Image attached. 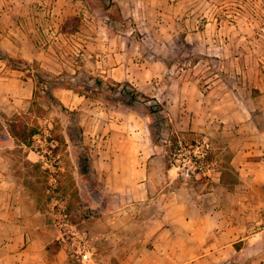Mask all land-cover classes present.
Masks as SVG:
<instances>
[{
	"label": "rangeland",
	"instance_id": "374dc122",
	"mask_svg": "<svg viewBox=\"0 0 264 264\" xmlns=\"http://www.w3.org/2000/svg\"><path fill=\"white\" fill-rule=\"evenodd\" d=\"M0 52L15 59H0V149L66 243L84 231L103 258L91 231L111 235L93 228L104 213L182 211L199 232L227 226L217 242L264 254V235L257 251L240 240L264 228V0H0ZM25 64L77 83L128 81L161 118L55 88L66 116L33 96ZM28 112L40 134L17 146L6 117ZM75 124L90 180L68 134Z\"/></svg>",
	"mask_w": 264,
	"mask_h": 264
},
{
	"label": "crops",
	"instance_id": "0c3cea01",
	"mask_svg": "<svg viewBox=\"0 0 264 264\" xmlns=\"http://www.w3.org/2000/svg\"><path fill=\"white\" fill-rule=\"evenodd\" d=\"M27 162L35 163L30 158ZM152 203L153 199L149 201ZM102 217L95 220L93 228L105 223L103 231L111 235L103 240L97 235L100 230L91 233L102 245L103 258L96 256L104 264H210L229 256L241 258L239 264H264V254L250 253L249 245L235 248L231 242H217L220 229L225 234L230 232L227 226L216 232L214 226L208 225L199 232V225L193 224L182 211H152L147 216L135 210L126 213L123 210L104 213ZM166 219L168 225L163 222ZM263 235L264 228L259 227L240 240L249 241L250 248L257 251L258 239ZM0 264H74L69 244L51 225L38 197L13 174L1 149Z\"/></svg>",
	"mask_w": 264,
	"mask_h": 264
},
{
	"label": "trees",
	"instance_id": "16d2710c",
	"mask_svg": "<svg viewBox=\"0 0 264 264\" xmlns=\"http://www.w3.org/2000/svg\"><path fill=\"white\" fill-rule=\"evenodd\" d=\"M0 59L5 60V62L11 66H14L15 59L5 53L0 52ZM25 64L22 68L29 69L28 74L34 81L33 96L44 93L52 102L53 106L59 111L68 116L72 111L66 108L54 95L53 90L55 88H68L91 98L101 99L105 103L112 105H117L120 103H125L129 105L141 104L145 110V114L149 116H154L160 120V110L156 109L155 104L146 105V101H142L141 96L146 97L143 93L138 92L128 81L125 82H114L109 83L102 78H95L91 83L89 80H85L83 83L72 82L69 80H60L57 78H50L44 73L38 71L37 69H30V67ZM144 102V103H143ZM33 104H37L33 101ZM145 104V106H144ZM157 104V102H156ZM37 111L39 115H42L43 108L37 106ZM32 112V111H30ZM29 113V112H28ZM38 115V116H39ZM34 116V115H33ZM29 113H14L9 117H6V130L8 134L14 139L15 143L18 145L31 146L33 138L35 135L40 134V125L38 121L33 118ZM80 128L78 124L72 125L68 128V134L71 141L75 146L74 151L76 153V159L79 164V169L81 174L85 179L90 180L91 178V158L85 153L84 147L82 145L83 138L80 135ZM180 140L176 137L172 138V147L177 145ZM35 168H38L39 163H31ZM221 173V180H222ZM94 212V211H93Z\"/></svg>",
	"mask_w": 264,
	"mask_h": 264
},
{
	"label": "built area",
	"instance_id": "2783aa9c",
	"mask_svg": "<svg viewBox=\"0 0 264 264\" xmlns=\"http://www.w3.org/2000/svg\"><path fill=\"white\" fill-rule=\"evenodd\" d=\"M72 229H75L72 226ZM70 257L74 264H104L96 256L84 231L72 230L70 236Z\"/></svg>",
	"mask_w": 264,
	"mask_h": 264
}]
</instances>
